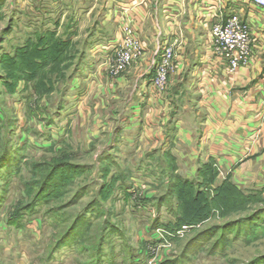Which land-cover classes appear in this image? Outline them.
Segmentation results:
<instances>
[{"label": "rangeland", "instance_id": "obj_1", "mask_svg": "<svg viewBox=\"0 0 264 264\" xmlns=\"http://www.w3.org/2000/svg\"><path fill=\"white\" fill-rule=\"evenodd\" d=\"M150 1L153 18L152 4L157 0ZM113 6V0H0V158L5 149L12 157L0 171V264H264V184L240 187L246 196L255 195L253 199L238 202L235 208L215 204L204 220L186 225L190 229L182 237H167L169 247L158 250V255L149 247L159 229L152 230L155 221L175 218L170 206L158 208L159 198L172 191L177 203L180 189L170 185L176 174L194 180L211 158L204 149L176 148V119L183 118L187 126L203 122L202 116L193 114L200 113L199 81L191 74L195 58L190 56V67L171 80L162 102L160 97L150 102L152 82L141 85L150 79L149 66L158 46L150 37L151 20L144 30L152 40H144L148 54L118 79L95 52L97 45L117 35ZM254 30L264 37L262 28ZM47 31L54 35L47 36ZM203 31L194 29L191 51L207 45ZM41 35L47 45L61 41L64 51L47 57L33 54V43ZM120 78L128 85L121 87ZM139 87L148 94L150 112L146 108L132 115L134 129L148 126L146 114L152 115L165 138L167 133L173 138L168 148L162 143V148L145 145L136 150L126 143L120 125ZM95 131L98 135L93 136ZM168 150L177 162L172 174L165 171V165L174 164L165 158ZM150 153L158 159H148ZM193 153L198 155L184 156ZM215 162L218 175L207 188L213 197L228 178L239 187L233 171ZM45 178L42 188L49 186V194L59 188L52 196L56 199L41 203L18 228L14 213L30 203ZM31 182L34 186L27 187ZM84 213L90 226L80 243L82 250L68 242L70 246L56 252L52 261L55 245Z\"/></svg>", "mask_w": 264, "mask_h": 264}, {"label": "crops", "instance_id": "obj_2", "mask_svg": "<svg viewBox=\"0 0 264 264\" xmlns=\"http://www.w3.org/2000/svg\"><path fill=\"white\" fill-rule=\"evenodd\" d=\"M140 1L144 4L138 19L141 38L151 42L152 37L156 38L155 46L175 43L176 65L179 72L190 67V56L195 58L191 74L192 77L197 76L199 81L196 90L199 95L196 99L200 113L193 112V114L198 115V118L202 116L200 120L203 122L187 126L183 118L176 119L175 129L179 137L176 148L195 152L204 149L208 152L207 158L215 159L225 171H233L239 188H246L247 183L248 185L255 183L262 188L264 184V89H260V84L264 77V50L260 49L256 59L249 66L241 68L235 77H228L224 67L210 58L208 43L205 47L202 45L201 49L191 51L190 48L195 38L194 29L203 28L208 40L210 28L215 22L210 11L222 13L224 17L234 10L240 13L245 12L243 15L250 14L249 16L253 17V21L257 22L262 29H264V15L252 6L232 0H157V4H152L155 16L152 18L153 15L149 9L152 2ZM113 9H117L115 3ZM169 12L171 18L167 19L165 15ZM108 17L107 15L105 20ZM150 20L153 32H151V38H148L144 30ZM119 81L121 87L128 85L125 79L120 78ZM149 81L150 79L147 78L141 86L144 88ZM142 87H139L137 98L132 100L130 113L124 116L120 125L123 128L121 132L127 137V145L130 147L135 145L136 150L145 145L151 147L158 145L162 148V143L164 148H168L170 140L165 138L162 130L156 128L159 123L154 122L152 115L146 114L148 126L138 132L134 129L132 115H136L139 111L143 112L146 108L147 112H150L148 94L141 91ZM158 114L159 112L156 115ZM166 117L164 118L167 119ZM97 133L95 131L93 136L98 135ZM121 137L123 138V135ZM197 155L198 153H193L191 157L187 154L184 156L186 159H192ZM194 166L196 168V164Z\"/></svg>", "mask_w": 264, "mask_h": 264}, {"label": "built area", "instance_id": "obj_3", "mask_svg": "<svg viewBox=\"0 0 264 264\" xmlns=\"http://www.w3.org/2000/svg\"><path fill=\"white\" fill-rule=\"evenodd\" d=\"M117 9L112 13L115 15V22L118 24L117 35L113 41L105 45H97L96 54L102 55L104 65L109 69L111 75L118 79V76L131 67L135 62L144 60L148 54V45L141 38L138 28L139 12L144 6L140 0H113ZM252 6L264 15V0H232ZM214 24L210 28L208 37V48L210 58L216 60L224 67L228 77H235L239 70L249 66L257 56L258 51L264 44V37H259L255 28L260 26L253 21V17L244 15L238 11H232L227 17L224 14L210 11ZM165 18L170 19L171 13H167ZM257 19V18H256ZM259 19H261L259 17ZM264 24V23H263ZM264 30V29H262ZM153 91L150 95V102H155L166 94L168 86L178 74L176 65V51L173 44H158L154 58L150 63ZM112 77V78H113ZM264 89V77L260 84V89ZM153 99V100H152ZM133 195V192L131 193ZM190 227L184 226L177 232H166L162 228L155 231L148 245L158 255V250L167 248L170 244L167 237L177 239L182 237ZM166 235V236H165ZM152 263V262H151ZM147 263V264H151Z\"/></svg>", "mask_w": 264, "mask_h": 264}, {"label": "trees", "instance_id": "obj_4", "mask_svg": "<svg viewBox=\"0 0 264 264\" xmlns=\"http://www.w3.org/2000/svg\"><path fill=\"white\" fill-rule=\"evenodd\" d=\"M53 35L54 34L51 31H47V36L52 37ZM39 39L37 43L35 42L33 43V47L31 48L33 54L42 55V56L47 57L50 55L61 54L64 51L63 49H65L63 48V46L62 47L60 46V45H64L63 43H61V41L60 42L57 41L56 43L52 45L51 44L47 45L46 43L43 42V40H45L44 35H41ZM39 42H43V43L39 45ZM37 65L39 67V64ZM149 77L151 79L152 74ZM34 91L36 94H39L38 89L35 88ZM167 136L170 141L173 139L171 137V134L167 133ZM164 155H166L165 158L170 159L169 160L170 163L171 162L174 163V164L165 165V171L168 168L171 174L172 172H176L177 171L176 158L171 153H169V150H168V153H165ZM147 158L148 159L150 158L151 161L158 159L157 155H154L151 153L147 155ZM11 159H12L11 152L5 149L3 152V155L0 158V171L4 169L5 167H8L10 163H12ZM166 174H167V177L170 176L169 173H166ZM217 175H218V170L216 168L215 159L213 158H211L210 164L203 165L197 170V175L194 180H191V179L188 180L187 178L182 179L181 176H178L176 174L175 182H173L172 184L170 183V185H171V188L173 189L174 188L180 189V192L177 197L178 201L175 198L177 203L175 202L174 204V200H173L174 195L171 193L172 191L170 193H166L165 195L161 196L159 200L157 201V206L160 209H161V206L162 207L170 206L171 207L170 210L174 212L175 218L173 221H167V222L162 221V223L159 220H156L155 223L153 224L152 230L154 231L157 226V228L162 227L165 230L177 232L183 226L189 225L193 222H200L201 220H204L207 216H209V214L211 213V210L213 209V207H215L214 206L215 204L220 205L221 207H227V206L238 207L237 206L238 202L246 203L245 201L247 199H250L253 196H255V195L246 196L245 191L237 187V185L234 182H232L230 178H228L219 187L216 188L214 197L211 196L210 190H207V188L208 186L212 185V181L216 179ZM74 177H77V176L75 175ZM47 178H45V180L41 182L40 187L39 186L36 187L38 191L36 192L34 198L30 201V203H26L25 206L18 209L16 213H14V224L18 228L24 225L26 218L32 215V213H34L38 209L41 203H47L48 201L56 199L57 195L55 197H52V196L56 192L57 193L59 192V188L58 190H56L54 194L53 193L49 194L50 192L48 189L49 186L47 188L46 187L42 188V185L45 184ZM34 184H35L34 182H31L27 184V187L30 186V188H32ZM195 185H196V188H194ZM60 190H62V188H60ZM229 193H230V197L228 196ZM186 196L188 198L189 196H191L190 200L185 199ZM217 197L219 200L217 199ZM214 200H216L217 202L214 203L215 202ZM24 213H28L26 214L27 216H25ZM235 225H236V228H239L238 226L240 224H235ZM89 226H90V222L87 220L86 213H84L83 215H80L73 223V226L63 234L61 239L55 245V248H57V250L51 256V260L52 261L54 260V254L56 252H58L59 250H62L65 247L70 246V245H67L68 242L77 243L76 244L77 248H79V250L80 249L82 250V246L80 243L85 238V234L88 232L87 228ZM241 229H242V225H241ZM103 241L104 240L102 239L101 245H100V253H99V255H102V257H103V248H104Z\"/></svg>", "mask_w": 264, "mask_h": 264}]
</instances>
